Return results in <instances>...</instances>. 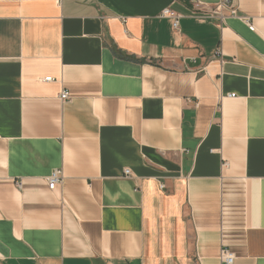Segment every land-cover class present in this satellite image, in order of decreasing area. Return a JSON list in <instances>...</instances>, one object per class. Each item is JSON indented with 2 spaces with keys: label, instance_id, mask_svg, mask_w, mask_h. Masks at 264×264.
<instances>
[{
  "label": "crops",
  "instance_id": "crops-1",
  "mask_svg": "<svg viewBox=\"0 0 264 264\" xmlns=\"http://www.w3.org/2000/svg\"><path fill=\"white\" fill-rule=\"evenodd\" d=\"M222 248L264 264V0H0V264Z\"/></svg>",
  "mask_w": 264,
  "mask_h": 264
},
{
  "label": "built area",
  "instance_id": "built-area-1",
  "mask_svg": "<svg viewBox=\"0 0 264 264\" xmlns=\"http://www.w3.org/2000/svg\"><path fill=\"white\" fill-rule=\"evenodd\" d=\"M223 8H226L227 11L221 12V10ZM207 11H209L210 13H215L219 16V26H223L224 18H226L228 16V17H235V18L239 17V19H241L245 24H247V26L250 30H253V28H254L251 20L248 17L238 15L236 4H232L231 2L220 3L216 6L215 9H211V10H207ZM160 16L171 19L173 28L174 29L178 28L180 16L176 12L172 11L169 8H165L160 12ZM50 80H52V77H45L43 79V81H50ZM234 95H235L234 93H229L226 96L227 97H234ZM59 98L62 101L67 100L68 92L65 90H62L61 93L59 94ZM124 173L128 175L130 173V170L125 169ZM62 178H63L62 170L61 169H54L46 179L48 188L50 190H53L56 185H58L62 182ZM219 260H220L221 264H232L233 260H234V254L229 249L222 248L220 250Z\"/></svg>",
  "mask_w": 264,
  "mask_h": 264
}]
</instances>
